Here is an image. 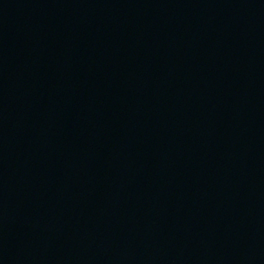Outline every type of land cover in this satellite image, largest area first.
I'll return each instance as SVG.
<instances>
[{
	"label": "water",
	"instance_id": "1",
	"mask_svg": "<svg viewBox=\"0 0 264 264\" xmlns=\"http://www.w3.org/2000/svg\"><path fill=\"white\" fill-rule=\"evenodd\" d=\"M0 264H264V0H0Z\"/></svg>",
	"mask_w": 264,
	"mask_h": 264
}]
</instances>
